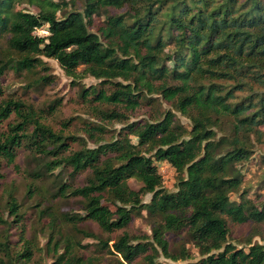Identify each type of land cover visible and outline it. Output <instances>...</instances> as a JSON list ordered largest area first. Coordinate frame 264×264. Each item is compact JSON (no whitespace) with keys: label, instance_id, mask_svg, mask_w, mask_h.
Segmentation results:
<instances>
[{"label":"trees","instance_id":"obj_1","mask_svg":"<svg viewBox=\"0 0 264 264\" xmlns=\"http://www.w3.org/2000/svg\"><path fill=\"white\" fill-rule=\"evenodd\" d=\"M21 3L37 13L15 10ZM95 15L103 21L95 22ZM44 26L47 35H35ZM0 35L7 36L10 55L0 56V125L16 118L0 135V159L14 165L16 149L26 147L41 159L28 174L26 197L38 194L43 201L48 190L37 182L50 180V197L81 204L80 214L39 211L47 264H103L104 258L106 264H162L160 255L184 262L193 253L196 264H264V244L248 239L244 250L228 242L229 223H264V200L247 198L238 172L264 136V0H84L82 11L66 0H0ZM41 58L56 61L74 84L85 76L99 81L80 87L79 97L100 121H124L142 104L154 111L126 121L103 143L95 139L96 148L72 151L69 142L77 137L54 132L19 100L2 99L4 73L45 70ZM160 103L186 118L189 130L175 112H159ZM86 129L91 139L106 131L92 124ZM162 162L177 174L173 192L163 188L156 166ZM63 171L69 183L59 180ZM84 173L83 184L74 185ZM129 180L141 187L131 189ZM6 199L10 220L0 217L7 229L0 235V264H27L30 241L14 252L9 237V231L24 233L21 205L11 192ZM142 212L150 235L130 236L125 230ZM86 221L105 234H122L98 238L79 228ZM78 234L97 240L99 256L80 250Z\"/></svg>","mask_w":264,"mask_h":264},{"label":"rangeland","instance_id":"obj_2","mask_svg":"<svg viewBox=\"0 0 264 264\" xmlns=\"http://www.w3.org/2000/svg\"><path fill=\"white\" fill-rule=\"evenodd\" d=\"M60 1V0H54ZM70 1L71 9L76 11H82L84 0H66ZM27 10L32 13H37V9L33 6L27 4H16L15 10ZM94 21L101 23L103 17L99 15L94 16ZM47 27L44 26L40 30L35 31L37 36H46ZM7 36L0 35V56L5 59L10 57L7 56V46H6ZM47 69L42 70L40 68L36 69L31 73L25 71L16 72L13 70H7L1 78L3 96L2 99H13L19 100L24 103L28 108L36 114L38 119L44 125L49 126L56 133H63L65 136H75L77 137V142L70 144V149L72 151H78L81 147L86 146L89 149L96 148L99 144L103 143L104 140H108L111 136L116 135L118 131L125 125L128 121H142L148 118L149 112H153V109L146 107L144 104L141 108L135 112L128 114V119L124 121H100L96 118L92 111V104L83 102L79 97L80 87L88 88L89 86H98L99 81L93 79L92 77L85 76L74 84L72 78L65 74V72L60 68L58 63L52 59L41 58ZM80 71V70H79ZM48 75L49 83L40 82V77ZM156 97V96H154ZM55 101H58L55 109L49 110V107L53 105ZM158 106V111L173 110L169 104L160 103ZM176 119L179 120L184 126L189 130V121L182 117L179 113L175 112ZM158 116H161L158 115ZM16 122L14 115L4 121L0 125V135L7 134L9 126ZM102 126L106 130L102 135H96L95 138H89L87 134L86 127L89 125ZM264 132V128H261ZM100 140L101 143L97 144L94 140ZM135 143L136 140L133 139ZM262 156H264V136L262 138V143H256L254 145V153L251 159L247 163H243L238 166V172L244 177L242 189L248 190L247 198L255 199L259 196L264 200V164L262 163ZM48 160L51 157L48 156ZM41 161L40 157H35L33 153L26 149V147H19L16 149V158L14 165H7L5 161L0 159V174L2 178L0 179V217L4 220L9 221L7 212V193H13L21 205V211L23 212V230L9 231L10 242L14 252H21L25 246V241H30L29 246L32 249L31 261L27 264H47L51 260L44 252L42 248L46 244L47 240L43 237L47 231L44 227L45 221L41 220L39 216V211L43 208H49L56 214L60 213H81V204L78 203L76 198H57L53 199L50 197V180L47 182H37L38 186L41 184L47 189L46 198L40 201L38 194L34 198H27L25 195L26 186L31 181L28 174L33 170L37 162ZM57 161V160H56ZM55 161V162H56ZM158 167V172L163 180V188L167 191H175L174 185L176 182L177 174L175 170L166 162L156 163ZM61 168L54 171L53 177L57 176ZM69 173V171H68ZM66 171H63L61 176H58L59 180L62 182L69 183L70 177ZM86 174L78 175L73 184L81 186L83 184ZM52 177V178H53ZM261 182H263L261 184ZM128 185L133 190H138L141 185L140 183L129 180ZM43 189V190H44ZM239 194H231V200H237ZM143 201L148 203L150 201V195L143 197ZM41 204L40 207H36L37 204ZM146 212H142L141 216H134L129 227L125 230L130 236L142 237L150 235L149 221L146 219ZM45 228V229H44ZM79 228L84 232L95 235L101 239H114L115 237L122 234V231H117L111 235L103 233L95 223L86 221L79 224ZM7 230L5 226H0V235L2 231ZM264 236V223L255 227L254 225L245 223L242 225L229 223V236L228 242L233 244L237 249H248L247 241L251 239L252 244L259 243L264 244L262 237ZM76 240L80 241V250L85 251L86 254L92 256H99L97 254V249L95 244L97 240L89 237H85L83 234H78ZM168 240L173 244L178 242V237L169 235ZM111 244V243H110ZM84 247V249L82 248ZM187 248H190L187 245ZM193 253V252H192ZM102 254V253H101ZM194 257L188 261L184 262H172L170 260L164 259L161 255L158 256L157 262L162 264H196L199 257L196 253H193ZM106 259H103V264H106ZM139 263V261H137Z\"/></svg>","mask_w":264,"mask_h":264}]
</instances>
